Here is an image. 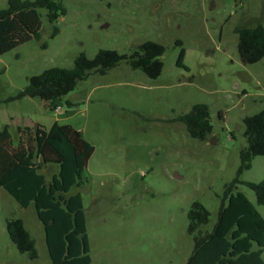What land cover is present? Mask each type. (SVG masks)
Here are the masks:
<instances>
[{
    "label": "rangeland",
    "instance_id": "1",
    "mask_svg": "<svg viewBox=\"0 0 264 264\" xmlns=\"http://www.w3.org/2000/svg\"><path fill=\"white\" fill-rule=\"evenodd\" d=\"M62 2L66 12L55 22V36L47 10L38 8L39 38L0 54V128L7 124L16 144L18 128L69 123L93 145L81 185L71 189L82 195L90 264H185L193 244L186 232L191 203L204 205L211 227L224 185L236 176L239 150L247 145L242 119L264 108V56L244 63L234 31L264 26V0ZM6 6L0 0V9ZM147 40L165 48L156 78L122 62L104 75H88L52 103L10 99L31 75L70 68L81 52L89 58L99 49L129 54ZM181 48L186 68L176 65ZM195 103L208 106L212 142L192 138L175 120ZM250 164L237 190L264 218V206L245 185L264 179V156H253ZM56 170L50 164L42 172L48 178ZM10 217L22 219L36 258L9 239ZM0 264H50L33 204L20 207L1 186Z\"/></svg>",
    "mask_w": 264,
    "mask_h": 264
},
{
    "label": "trees",
    "instance_id": "2",
    "mask_svg": "<svg viewBox=\"0 0 264 264\" xmlns=\"http://www.w3.org/2000/svg\"><path fill=\"white\" fill-rule=\"evenodd\" d=\"M38 8L47 10L50 36L58 33L55 22L65 14L62 0H7L0 9V54L21 43L38 39L41 19ZM237 49L244 63H254L264 56V26H237ZM180 44V41H177ZM45 47V43L42 44ZM162 44L147 40L129 54L114 49H99L93 57L79 53L70 68L49 67L28 78L27 84L10 99L38 97L46 103L60 100L90 74L104 75L122 62L156 78L163 66ZM181 48L176 65L183 64ZM67 105L73 102L66 100ZM175 120L184 124L187 133L199 141L212 134L209 109L195 103ZM247 145L239 150L240 164L236 176L224 185L216 220L208 227L209 211L195 200L186 217V232L192 238V249L185 264H264V218L240 190L239 175L250 167L253 156H264V108L243 117ZM93 145L80 129L69 123L54 122L49 128L37 125L18 128V142L13 144L8 125L0 128V186L20 207L33 204L42 224L50 264H90V248L82 195L71 189L81 185L82 171ZM46 164L57 171L49 178L42 172ZM254 192L256 202L264 206V179L245 182ZM9 239L29 258L37 257L35 243L19 217L6 220Z\"/></svg>",
    "mask_w": 264,
    "mask_h": 264
},
{
    "label": "water",
    "instance_id": "3",
    "mask_svg": "<svg viewBox=\"0 0 264 264\" xmlns=\"http://www.w3.org/2000/svg\"><path fill=\"white\" fill-rule=\"evenodd\" d=\"M34 128H35V129L37 128V124H35V125H34ZM212 139H213V137H212V136H210V138H209L210 142H212V141H213Z\"/></svg>",
    "mask_w": 264,
    "mask_h": 264
},
{
    "label": "crops",
    "instance_id": "4",
    "mask_svg": "<svg viewBox=\"0 0 264 264\" xmlns=\"http://www.w3.org/2000/svg\"><path fill=\"white\" fill-rule=\"evenodd\" d=\"M47 165H50V164H46L43 168L47 167ZM56 171H57V170H56ZM56 171H54L53 173H55ZM53 173H52V174H53ZM50 176H51V175H50ZM50 176H49V177H50ZM49 177H48V178H49Z\"/></svg>",
    "mask_w": 264,
    "mask_h": 264
},
{
    "label": "flooded vegetation",
    "instance_id": "5",
    "mask_svg": "<svg viewBox=\"0 0 264 264\" xmlns=\"http://www.w3.org/2000/svg\"><path fill=\"white\" fill-rule=\"evenodd\" d=\"M210 136H211V135H210ZM208 139H209V138H208ZM208 139H207V140H208Z\"/></svg>",
    "mask_w": 264,
    "mask_h": 264
}]
</instances>
